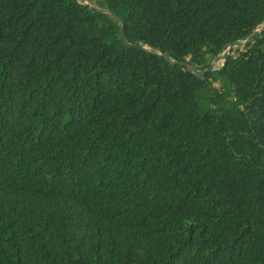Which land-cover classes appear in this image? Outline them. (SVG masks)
<instances>
[{
  "label": "trees",
  "instance_id": "16d2710c",
  "mask_svg": "<svg viewBox=\"0 0 264 264\" xmlns=\"http://www.w3.org/2000/svg\"><path fill=\"white\" fill-rule=\"evenodd\" d=\"M205 70L264 0H91ZM76 0H0V264H264V31L197 79Z\"/></svg>",
  "mask_w": 264,
  "mask_h": 264
},
{
  "label": "water",
  "instance_id": "95a60500",
  "mask_svg": "<svg viewBox=\"0 0 264 264\" xmlns=\"http://www.w3.org/2000/svg\"><path fill=\"white\" fill-rule=\"evenodd\" d=\"M76 1L82 5L91 7L92 9L96 10L97 12L105 14L108 17H110L111 19L115 20L120 26L119 38H120V41H121L123 47L128 48V49H137V50H140L143 52L155 53L157 55H160L171 66L183 67L187 72L194 75L199 80H203L207 74H211L214 71L218 70L221 66H223V63L228 60V58L232 54L233 50H238V49H242V48L246 47L247 45H249L253 41L254 38H256L261 32L264 31V24H262L250 36H248L245 40L235 41V42L228 44L225 47V49L223 50V52L212 60V62L210 63V65L207 69L200 71V70H197L193 67H190L186 63L176 62V61L171 60L168 56L163 54L160 50H153L151 48H147L145 46L137 45V44H129L126 40V37H125L124 22L121 18L117 17L116 15H114L113 13L108 11L107 9L100 8V7L96 6L95 2H93L91 0H76Z\"/></svg>",
  "mask_w": 264,
  "mask_h": 264
},
{
  "label": "rangeland",
  "instance_id": "374dc122",
  "mask_svg": "<svg viewBox=\"0 0 264 264\" xmlns=\"http://www.w3.org/2000/svg\"><path fill=\"white\" fill-rule=\"evenodd\" d=\"M97 6V5H96Z\"/></svg>",
  "mask_w": 264,
  "mask_h": 264
}]
</instances>
